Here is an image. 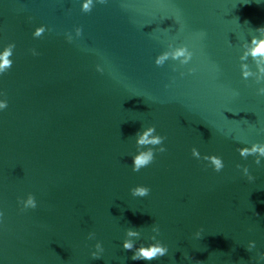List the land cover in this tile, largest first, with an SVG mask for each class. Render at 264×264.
<instances>
[{"label": "water", "instance_id": "obj_1", "mask_svg": "<svg viewBox=\"0 0 264 264\" xmlns=\"http://www.w3.org/2000/svg\"><path fill=\"white\" fill-rule=\"evenodd\" d=\"M82 3L0 0V52L15 44L0 74V264H264V158L237 151L264 143V81L240 67L257 71L240 57L264 19L244 0ZM169 43L193 52L189 64L154 63ZM151 125L167 150L133 172L135 135ZM137 185L150 194L133 197ZM28 194L37 207L21 211ZM154 224L168 254L132 260L125 230L141 228L135 245L147 246Z\"/></svg>", "mask_w": 264, "mask_h": 264}, {"label": "clouds", "instance_id": "obj_2", "mask_svg": "<svg viewBox=\"0 0 264 264\" xmlns=\"http://www.w3.org/2000/svg\"><path fill=\"white\" fill-rule=\"evenodd\" d=\"M96 3L106 4L107 0H95ZM94 7V0H83L81 11L84 13H89ZM46 31L45 26H40L35 29L33 36L36 38L41 37ZM75 37H80L82 35V28H75ZM260 33L259 37L253 36L251 43L244 44V52L240 57L241 61H246L249 56L256 65L257 71L254 73L247 63H241L242 77L247 80L250 76L255 75V80L257 83L264 81V27L256 29ZM201 36L204 34L201 33ZM65 37L69 43L74 39L71 33H65ZM15 48L14 43L8 44L2 52H0V74L6 73L13 64L12 57L13 50ZM33 55H38L35 49H31ZM193 58V52L189 50L186 45L174 46L172 43H169L167 50L162 52L155 58L154 63L157 66H163L166 61L169 59L173 61H178L180 65H187ZM97 71L103 72V69L97 65ZM194 71V69H189V72ZM181 75H184L181 73ZM258 95H264V87H260L257 90ZM0 95H4L0 93ZM8 107V102L6 99L0 100V110H4ZM137 153L132 156V171L140 172L141 169L149 166L155 159V152L163 153L167 149L163 146L164 140L166 137L161 136L156 133L155 125L148 126L142 131H139L135 135ZM151 146V147H148ZM159 146V147H157ZM146 148V150H142ZM237 151L242 158L247 159L249 156H254V163L257 166L261 165V158H264V143H253L250 147L238 148ZM191 155L196 159H203L207 161L208 164L216 172H220L224 168V162L220 156L217 155H204L201 156V153L197 148L193 147L191 149ZM236 167L242 170L243 175L247 178L249 182H252L256 179L253 175L250 174L248 167L237 164ZM151 189L144 185H137L130 189V193L133 197H147L150 194ZM18 203L21 205V211L27 209H35L37 207V202L35 197L32 194H28L26 199H18ZM3 217V212L0 211V218ZM141 228H132L128 227L125 230V239L122 242L123 250L127 252H132L133 255L131 259L134 261H153L159 258L166 256L169 252V248L166 244L162 243L157 239V236L160 235V229L158 225H153L151 228L152 233L148 237L149 240L153 243L148 244L147 246L141 244L139 247H136L135 241L141 237ZM203 229L198 230L195 233L197 239L201 238V233ZM89 240L95 239V233L90 232L87 237ZM95 250L91 252V257L93 259H100L102 253L104 252V247L101 242L97 241L94 245ZM255 248V242L250 241L247 247V251H251ZM260 259L264 260V254L260 255ZM197 264H202V262L197 261Z\"/></svg>", "mask_w": 264, "mask_h": 264}]
</instances>
